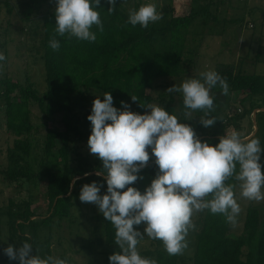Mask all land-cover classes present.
Listing matches in <instances>:
<instances>
[{
	"label": "trees",
	"instance_id": "obj_1",
	"mask_svg": "<svg viewBox=\"0 0 264 264\" xmlns=\"http://www.w3.org/2000/svg\"><path fill=\"white\" fill-rule=\"evenodd\" d=\"M124 0H116L112 13H108L110 5L107 0H101L100 18L103 32L95 26V42L68 39L67 35L60 37L55 34L56 0H24L22 19L30 22L34 13L40 14L42 21V39L45 72V90L40 93L29 80L24 83L10 78H0V104L4 106L6 132L13 137L12 147L8 150L7 160L13 167L3 171L10 183H22L30 192L27 200L20 203L10 201L2 216L6 217L8 240L5 244L18 247L30 243L33 252L41 258L52 256L50 235L41 240L40 230L51 231L56 221L70 219L74 206V198L80 186L96 181L102 184L104 194L107 190L106 181L97 176L102 171L98 158L91 154H82L72 140L75 134L88 141L89 136H82L78 125L80 120L77 110L83 106L82 92L94 89L103 95L110 92L113 96V106L122 110L121 101L130 105V110L144 114L148 109L140 106L152 104L153 98L149 90L154 82L162 78H180L191 67L192 58L196 53L188 48L190 28L197 18L205 19L211 3L195 5L192 0L190 11L185 16H175L173 0H164L157 10L163 18L150 23L147 28L140 25L127 24L129 13L124 9ZM46 10L42 13L43 6ZM6 7H9L7 4ZM140 3L135 4L137 10ZM208 20V19H206ZM55 35L60 43L58 51L49 46V41ZM221 77L226 78L229 91L234 93L240 102L248 100V107L237 114L242 120L258 111L255 116L257 132L253 138H258L264 148V77L256 74L234 73L229 67L222 66L217 70ZM217 89L221 90L219 85ZM217 92V91H216ZM222 92V90H221ZM215 93V92H214ZM135 96L138 102H133ZM225 97V95H223ZM214 110L205 118H215L217 122L205 128L199 123L204 111L192 112L188 120L183 97L179 101L180 111L175 108V99L169 95L159 97L160 104L179 122L189 124L203 142L215 145L219 138L225 135L226 125L218 117L220 100L215 95ZM31 104H36L47 119L61 115L63 127L49 128L46 131L43 147V158L37 162L33 146L28 136L34 129L32 123ZM59 144V146H58ZM260 163L264 170V152ZM159 169L152 157L143 168L133 187L143 192L151 184ZM239 171V165H237ZM88 173V175H85ZM40 178L46 180L45 199L47 216L36 220L33 211L35 203L34 190L38 187ZM226 183L236 184L234 178ZM16 185V186H17ZM196 227L193 242L191 264H264V210L248 207L243 223V233L238 238L229 235L230 223L222 214H212L209 210L199 213L194 219ZM139 225L138 227H140ZM104 241L108 246L115 245V228L104 218ZM150 247L143 252V257L154 259L157 264H185L187 260L182 255H169L162 241L152 239ZM244 250L246 252L244 253ZM0 256V260H1ZM1 264H19L18 260H9L5 255Z\"/></svg>",
	"mask_w": 264,
	"mask_h": 264
},
{
	"label": "clouds",
	"instance_id": "obj_2",
	"mask_svg": "<svg viewBox=\"0 0 264 264\" xmlns=\"http://www.w3.org/2000/svg\"><path fill=\"white\" fill-rule=\"evenodd\" d=\"M107 3L110 5L107 11L112 13L116 0ZM100 5L101 0H56L55 34L95 42L93 26L103 32ZM162 18L154 3H146L130 10L126 23L147 28ZM49 46L59 50L55 35ZM5 59L0 53V61ZM200 77L187 78L166 91L182 93L188 120L193 118L192 112L204 111L199 123L209 128L217 122L215 118H205L214 110L211 89L219 85L222 94L227 95L229 85L214 70L201 72ZM113 99L110 92L104 93L103 100L94 99L87 117L91 122L88 149L101 162L103 170L96 175L106 181V193L101 195L103 185L96 181L84 184L79 193L81 202L96 205L115 228L114 244L119 251L109 256L110 264H157L138 251L137 245L145 235L162 241L169 255H182L187 247L186 237L195 228L193 217L204 210L222 214L235 225L241 212L237 187L241 198L264 201V170L260 163L264 148L258 138L242 139L238 132L232 131L212 145L202 142L189 124L179 122L164 107L142 105L131 96L133 102L148 109L140 114L131 111L124 101H121L122 110L117 109ZM152 157L159 171L141 192L131 185L143 179L138 174ZM230 178L237 183H226ZM139 225H144L143 232L134 227ZM4 254L19 264H68L67 260L53 256L41 258L27 242L19 247L9 244Z\"/></svg>",
	"mask_w": 264,
	"mask_h": 264
},
{
	"label": "rangeland",
	"instance_id": "obj_3",
	"mask_svg": "<svg viewBox=\"0 0 264 264\" xmlns=\"http://www.w3.org/2000/svg\"><path fill=\"white\" fill-rule=\"evenodd\" d=\"M24 0H0V53L6 57L0 61V78H10L13 81L24 83L29 80L40 93L45 90V72L43 65V52L41 49L42 21L40 14L34 13L32 20L28 23L23 21ZM194 4L203 5L211 3L205 19L199 17L190 28L188 35V48L192 49L196 56L192 58L191 67L180 78H162L154 82L153 87L148 91L153 98L155 105L160 104L159 97L165 98L171 95L175 99V108L180 111L179 101L182 93H168L166 90L174 84L179 86L187 78L200 77L201 72L214 70L217 72L222 66L229 67L234 73L256 74L264 77V0H193ZM164 0H124V9L130 13L135 10L137 3H154L157 10L162 6ZM174 15L185 16L189 13L192 0H173ZM9 7H6L5 5ZM46 10L44 5L41 12ZM208 19V20H206ZM216 86L211 89V95L220 100L218 117L223 124L230 121L234 123L225 128V134L236 131L242 139L253 138L257 132L255 116L258 111L252 112L242 120H238L237 114L243 113L248 107V100L240 102V98L234 93L228 92L225 97ZM217 91V92H216ZM215 92V93H214ZM83 106L77 110L80 120L78 125L82 136H90L91 122L87 117L91 114L94 99L102 94L94 89L82 92ZM32 113L33 131L28 136L33 146L34 156L37 162L43 158V147L46 131L49 128L60 129L63 127L61 115L47 119L36 104L30 105ZM148 111V110H147ZM72 140L82 154H90L86 139L72 134ZM13 137L6 132L4 106L0 104V264L4 258V249L9 238L6 217L1 213L7 210L10 201L20 203L27 200L29 191L27 186L19 183H10L3 173L8 167H13L8 162V150L12 147ZM59 146V144H58ZM151 155V150L149 149ZM17 185V186H16ZM78 194L74 198V206L70 219L56 221L50 232L40 230L41 240L50 235L52 256L65 259L68 264H110L109 256L119 251L118 246H108L104 241L103 225L104 217L98 211V207L91 203H83L79 200ZM34 192L33 211L35 219L40 220L47 216V202L45 199L46 180L40 178L38 187ZM104 192L101 188V195ZM237 201L240 204L241 212L236 218L235 225L230 223L229 235L238 238L243 233V223L248 207H256L264 210V201L255 202L243 199L239 195V188H236ZM201 213V212H200ZM199 213L193 217V221ZM137 229L143 232L144 225ZM189 231L182 256L187 260L185 264H191L189 258L193 252L194 232ZM153 240L146 235L137 245L140 255L148 249ZM18 247V243H16ZM246 250H244V253Z\"/></svg>",
	"mask_w": 264,
	"mask_h": 264
}]
</instances>
